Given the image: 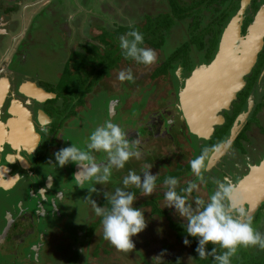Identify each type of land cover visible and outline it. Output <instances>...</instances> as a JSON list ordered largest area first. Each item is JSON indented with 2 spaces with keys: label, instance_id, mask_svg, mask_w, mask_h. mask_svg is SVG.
Instances as JSON below:
<instances>
[{
  "label": "rangeland",
  "instance_id": "1",
  "mask_svg": "<svg viewBox=\"0 0 264 264\" xmlns=\"http://www.w3.org/2000/svg\"><path fill=\"white\" fill-rule=\"evenodd\" d=\"M177 1L180 2L182 0H171V2H173L174 4ZM17 2L19 3L18 8L16 9L17 11H13L12 13H10L9 17L12 21L15 19L18 22L16 29L13 30L11 35H9V40L10 37L13 39V42L10 40L13 45L12 52H18V48L23 50L25 48L24 46H27L28 43L32 42V40L35 39L34 42L36 43V39L38 38H40L38 40L39 43L43 45L42 50H39L40 48H30L28 52V57L30 59L26 57V60H24L20 65L14 62L12 63L11 67L16 69L17 71H21V73H25L27 76L31 77L32 80L36 81L38 84L44 86L47 89H50L54 85L57 89V81L60 74L62 73V69L65 64L64 60L68 58L69 54L74 49L78 48V44L80 42H88L91 36L99 31L100 26L110 25L117 27L119 25L133 24L142 26L146 22V16H155L157 14L169 12L171 11L170 7L172 5L170 4L169 0H95L94 9H92V12L94 14L93 16H91V14L88 12L83 13L82 16H78L81 10L80 8L79 11L74 10V3L72 5V1L70 0H63L62 4H60L59 1H55L59 6V11L49 7L53 5L52 0H17ZM17 2L15 0V3ZM185 2H187V0H185ZM189 2L192 1L189 0ZM100 4L104 6V10L100 9L101 11H103V13L100 10H97ZM95 10H97V14H95ZM49 12L51 13L49 14ZM262 12L263 11H260V13ZM96 16H98L99 18H97ZM45 18L47 19V22H49L44 23V26L37 24L34 25L33 28L31 27L36 22H43V19ZM256 20L257 18L254 17L253 21ZM180 24L181 28L183 29V26L185 24L183 22H180ZM29 29L30 31H32V36L30 35V38H28L30 32ZM15 31L18 34H13ZM259 31H264V18L261 21V28ZM188 40H190V38H188ZM144 47L150 48L146 43L144 44ZM170 49L171 43H167L165 44L162 52L167 53V50ZM256 49H258V43L256 41H252L248 46V51L246 52L245 57L247 59L250 58L252 52ZM155 52L157 54V60L152 65H143L137 63L135 64L134 62L126 64L121 63L117 69L113 70L109 77H104L102 80H100L98 84L101 85L102 90L99 86L93 87L94 84H92L91 94H95L94 100H92V102H86L85 106L78 105L76 107L77 111L79 109V112L84 113V116L81 115L83 113H80L79 117L83 118L82 121L84 122L86 119L85 124L89 125L87 129H82L80 127V120L73 117V106L75 105V101H77V99L72 98V100H74L73 102L68 101L66 103H63L61 97L58 98L57 103L58 107L60 106V111L57 113L55 121H58L59 118H61L64 121V124H70L71 128L67 127V125H65L64 127V136H66L70 140H78L80 138L85 143H88L89 134L94 131L97 126L103 124L101 116L102 112L105 111V106L99 101H102L107 93H109L110 96L114 94L115 98L118 99L119 103H117L116 107L113 108L115 112L113 114L111 113V103H109V116L111 117V115H113V117H115L114 123L120 125L124 130L125 128L126 130H128L129 128H133L135 130L134 132H131L130 135H132L131 137L134 139L138 137L140 141L138 149L141 151L142 155L139 159L135 157L131 158L125 164V167L123 169H113L114 171H117L116 173L112 172L113 178H110V186L113 187H123V185L121 184L122 179L128 174L129 170H133L137 174H141L142 171L147 170V166L151 165L149 171L154 175L158 174V176H160L166 171L171 172V169H174L175 166L180 162L176 161L175 159H171V152H168L166 148V146L168 145L171 146V151L176 150L179 146L184 148L190 147V150L193 152V154L196 153L201 155V153L204 151L205 142H211V136L213 135L215 128L219 126L220 123H222V120L220 118V116L222 115V109L221 106H219V108H217L214 112L209 113L211 118L207 116V113L204 115L208 117L210 121L207 126L210 128V131L207 133V135L205 136L204 133H197L191 128L193 123L190 118V111L193 109V105L185 101L186 103L182 104V109L180 110V112L177 111V108L174 109L175 112L172 111V108L168 109V111H171V116H173L171 118L170 131L167 130V133L163 136L145 133L141 123H138V121L134 118V113L132 112L133 105H138L142 102L148 103L145 110H150V116L152 115V117H157L160 119L155 126L159 125V121H161L160 126L163 127L164 124H166L163 121L164 116L159 114L162 113L160 112V110L155 109L167 106L170 102L168 89L171 87V71L164 74V76L160 75L159 77H156L154 79L151 77V73L154 67L157 64L161 63V60L164 56V54L161 53L160 50H155ZM43 53H45L46 55ZM199 55L200 51H198L197 48H194L192 50V56L197 57ZM200 57L201 56H199L198 59L194 58L192 61V64L195 66V68H201L204 63L203 59H200ZM59 60H61L62 62L59 63ZM129 69L132 71L135 79H140L141 81H139V83L137 82L135 85H132V93H130V91L127 89L124 93L116 94L117 91H115V89L113 88L119 89V87L124 86L125 84V81L121 82L118 79L119 73L121 71H127ZM87 71L85 70V73L91 72ZM37 72H42L44 76H48L51 82L46 83L38 78L39 76H37ZM96 73L97 71L91 72L92 75ZM187 78L188 76H185V81ZM173 82L176 84L175 80ZM240 84H237V88L241 86ZM106 87H108V92L105 91ZM95 89L100 90H96L95 92ZM169 91L171 92V88ZM127 96L129 97L125 101L126 104L129 105L130 102L134 100L131 104V109L126 108V104L121 105L123 100ZM250 102L252 103L253 100L250 99ZM196 106L197 103H195V107ZM248 113L250 114L249 109ZM254 120L260 122V126L258 128V130L260 131V129L264 127V112L259 113V115H257ZM84 130L86 131L85 133H83ZM141 132L145 134L143 138H141V135H135ZM257 136L260 138V140L257 141L256 139L253 142L242 143L243 149L246 150V146L250 145L257 148L262 147L264 145V135L258 134ZM224 142V140L219 141L217 143V146L214 145L215 148L213 147V151H211L210 154H207L205 160V162L207 161L206 170L208 169V162L210 160L211 154L216 151L217 148H219ZM76 147L79 148L78 145ZM221 148H223V150L229 148V143L220 147V149ZM236 149L237 148H232L231 154L233 158L229 159V163H226L224 161L220 162V159L213 162L212 168L217 167L219 169L221 165L227 166V170L225 173L230 178L228 179L229 182H232V180H235L236 178V173H234L236 167L240 164L242 165L245 163L242 160H246L245 156L242 154V151L238 150L237 154L235 153ZM54 152L55 151H53V153ZM100 155L101 160L107 161L106 153L100 152ZM261 155L262 153H257L258 158L256 160H260L262 157ZM52 157L53 159H55L54 156ZM188 162L189 161H187L186 163ZM69 164L65 165L64 167H60L62 171L61 178L59 180L55 179L59 186H64L67 189L65 196L62 198V201H60V204H57V206L59 211L61 212L60 216L63 220L61 221L60 229L68 228V232L71 233L73 231V228L75 227L77 229L82 228L81 231L77 230L78 238H83L82 246H78V253H81L82 255L80 256L77 264H83V258L86 255L85 249L88 250V252L92 251L96 245L99 247L98 253L95 256L89 255L87 260L88 264H145L143 262L144 260L152 261V258L160 253L163 249L168 250L165 254L164 260L168 258V256L166 255L168 253H171V229L169 230V222L166 216H170L171 218V215L175 214L176 211L174 208L169 209L164 207L166 203L164 199V191L166 189H155V191L150 196L146 197L143 194H140L138 197H136L134 206L139 207L142 211H144L145 219L147 221V227L144 231L132 237L135 245L132 250H129L127 252L121 251L116 249L108 241L100 239L102 235L101 223H99V225L96 227V230L92 236L89 237L83 234L84 229L87 230L90 227L91 223L97 221V219L99 218L95 214L91 201L94 200L98 206L105 208V205H102L100 203V200L101 198L106 197L105 193H108L110 195L113 192L111 187L108 183H97L96 188L98 190V193H96L92 197V200H85V204H82L84 198L76 194L77 192L75 189H77V187L70 175ZM202 176L203 178L205 177V179L208 178L210 180L206 181L203 180V178L202 180H199L201 179L200 177H198V179L196 180H192V178H196L195 176H193L187 177L186 181L191 180V183L196 184L197 187H200L201 189H205L206 187L207 189L211 188L214 192L216 190V182L219 180V177L211 178L208 174H203ZM180 184L184 185L185 181L180 180ZM238 184L239 181L234 186L236 189L240 187L238 186ZM132 187L135 186H130L128 190H130ZM81 188L84 189L82 192L86 194V187H84L83 185L81 186ZM145 198H155L158 207L162 208V210H165L167 215L158 216L156 214H153L152 206L149 204L141 206ZM257 209L259 210V212L257 210V212L252 215H249L250 211H245L248 216H253L256 218L254 221V225L252 226L261 233H264V202ZM45 210L46 216H53V213L49 210L48 207H46ZM58 212L56 211L57 215ZM69 213H72L74 216H68ZM174 216H176V214ZM177 217L178 216H176V218ZM55 219L58 220V218ZM52 224L57 225L58 222H52ZM26 226L25 228H28V226ZM56 232L57 230H54L52 232V236ZM62 233L64 234V231H61L59 234ZM67 237L69 238V235H67ZM53 240L59 241V239H57L56 237H53ZM64 242L65 241H63L62 244ZM15 247V242L11 241L9 243V250H7L9 251V260L11 261L15 259L16 261H18L16 258H20L19 260L21 261V263L25 261L24 259H28L30 257L35 258L34 254H38V258L41 264H63V253L66 254V251H63L62 253L61 240L59 241V244L52 241L47 243L45 248H42V253H38V250L35 249L34 251H31L30 249L24 248L22 245L19 250L20 257H15L14 254L17 251ZM249 251L250 253L248 254L247 252ZM252 254V264L264 263V249H261L258 246L245 247L244 251H240L239 254L235 256V259L241 260L242 258H244V256H246V258H251L249 255ZM40 255H42V257Z\"/></svg>",
  "mask_w": 264,
  "mask_h": 264
},
{
  "label": "flooded vegetation",
  "instance_id": "2",
  "mask_svg": "<svg viewBox=\"0 0 264 264\" xmlns=\"http://www.w3.org/2000/svg\"><path fill=\"white\" fill-rule=\"evenodd\" d=\"M247 3V0L242 1L238 11L241 10L243 13V9ZM238 11L234 16L238 14ZM260 11H263L261 7L258 10L249 7L248 14L252 23L255 22L252 21L254 17H260L262 21L264 12L261 14ZM12 12L13 11L9 12V4L0 5V264H41L38 254H34L35 258H23L26 262L23 261L22 263L19 260L20 258H16L18 261L15 259L10 261L9 251L7 250H9V243L11 241H14L16 245L15 249L17 251L14 254L15 257H20L19 250L22 245L26 249H30L31 251L35 249L38 250V253H42V248L44 249L47 243L52 241L59 244L60 240L62 253L66 251V254L63 253V264H77L79 259L76 258L77 260L75 259L72 261V258L78 253V246H82L83 244V238H78L77 236V230L81 231L82 228L77 229L75 227L71 233L68 232V228L60 229L61 221L63 220L60 216L61 212L57 204H60L67 189L64 186H59L56 182V180L61 178L62 171L58 165L53 164L55 163V159H53L52 156L53 151H57L71 143L75 146L78 145V147H84L83 145L85 142L80 138L78 140H70L64 136V127L65 125L70 127V124H64L61 118L55 121L57 113L60 111V106L58 107L57 103L58 100L54 99L57 92L53 91L52 88H45L32 80L31 77L27 76L25 73H21V71H17L11 67L14 62L20 65L26 60V57L30 59L28 57L30 48H40L39 50H42L43 45L39 43L38 40L40 38H38L36 39V43L34 39L31 43H28L27 46H24L25 48L23 50L18 48V52H12L13 45L10 40L13 42V39L10 37L9 40V35L12 34L13 30H15L18 25L15 19L12 21L11 18H9ZM247 20L248 19H246V21ZM251 22L247 25L249 26ZM31 27L33 28V25ZM13 34L18 33L15 31ZM30 35L32 36V31L29 32L28 38H30ZM193 49L194 48L191 49V52ZM260 60H264V58L261 57ZM61 62L62 61L59 60V63ZM208 64H206V66ZM250 68L251 67H249V69ZM252 68L251 70L248 69L242 72L237 77L236 83L238 84L241 82V86L232 92V95L228 97L230 99L227 103L220 105L222 109V115L220 116L222 123L215 128L211 136V139H213L216 134L219 136L224 135L222 140L226 141L231 130H238L236 133V140L240 142V145L236 144L237 141L235 140L229 145V148L226 149L224 155L219 158L220 162L224 161L229 163V159L233 158L231 154L232 148H237L235 150L236 154L238 150H240L245 156L246 160H242L239 156L245 163L236 167L234 172L236 173V178L231 182L234 186L250 172L252 167L259 166L264 158V145L260 148L251 145L246 146V150L243 149L242 145V143L253 142L256 139L257 141L260 140L257 136L258 134L264 135V127L259 131L260 122L254 120L259 113L264 112V65H262L258 73L255 67ZM188 75L187 73H183L181 77L184 78ZM37 76L46 83L51 82V80H49L50 78L46 75L44 76L42 72H37ZM179 82L180 80L178 79L175 84L178 87L180 85L178 84ZM184 82L185 81L182 80L180 83L184 85ZM170 88L168 89L170 102L167 106H164V108L171 107ZM107 89L108 87L105 88V91L108 92L109 90ZM122 89L123 88H121L119 92L122 91ZM38 91L44 92L47 96L38 99L35 94L38 93ZM250 99L253 100V102L252 105L250 104L249 106V103H251ZM109 103H111V113L113 114L115 113L113 108L117 102L114 99L113 101H109ZM147 104L148 103H145L142 109L143 121L139 120L138 123H141L143 130L147 134L165 135L167 130H171V118L165 119L164 123L166 124L161 127V121H159V125L155 126L160 119L152 117L151 115L150 123H152L153 127H150L145 124L144 120L145 114L150 112L145 110ZM77 106V104L74 105L73 109L75 112L77 111ZM236 107L240 108V110L234 116L233 121L229 123L230 119L228 120V115H234ZM248 109L250 114L247 112ZM78 112L79 109L77 113L73 114V117L80 120V127L82 129H87L89 125L83 124L81 117H79L80 113L83 112ZM246 112L248 115L246 114L245 118L243 116L239 119V116ZM159 114L161 115V113ZM81 115L84 116V113ZM112 116L113 115H111V117ZM225 126L227 128H225ZM125 131L127 137H131V132L135 130L133 128L126 130L125 128ZM85 132L84 130L83 133ZM135 135H141V138L145 136L142 132ZM137 139L138 137L135 138V140ZM131 141H134V139ZM166 148L168 152H171L170 145L166 146ZM259 152L262 153V160H256L258 158L257 153ZM50 161L52 163H50ZM87 165L88 164L85 162H83L82 165H77L76 163L69 164L70 175L77 187V189H75L77 192L76 194L84 198L82 204H85V200H92V197L95 195L94 192L98 193L96 185L94 187L95 191H91V194L89 193L93 188L89 185L90 178H86V171L81 173L79 179L76 177L79 171L85 170L88 167ZM212 167L213 165L208 166L207 169V173L211 178L219 177V181H223L225 178L230 179L225 173L227 166L221 165L219 169L217 167ZM244 172H246L245 175L243 174ZM242 175L244 176L240 179ZM83 185L86 187V194L82 192L84 189L81 188V186ZM46 207L53 213V216H46ZM56 211H59L58 215ZM68 216L74 215L69 213ZM54 217L58 218V220ZM52 222H58V224L53 225ZM26 225L28 228H25ZM54 230H57V232L52 236ZM87 230L84 229L83 234L88 236ZM61 231H64V234H59ZM67 235H69V238ZM53 237H56L59 241H54ZM63 241H65L63 243L64 245L62 244ZM40 256L42 257V255Z\"/></svg>",
  "mask_w": 264,
  "mask_h": 264
},
{
  "label": "trees",
  "instance_id": "3",
  "mask_svg": "<svg viewBox=\"0 0 264 264\" xmlns=\"http://www.w3.org/2000/svg\"><path fill=\"white\" fill-rule=\"evenodd\" d=\"M55 1H59L60 4H62L63 0H52L53 5L49 6L50 8H54L59 11V6ZM72 1V5L74 3V10H78L79 8L81 12L78 14V16H82L83 13L88 12L93 16L92 9H94V3L95 0H70ZM170 1L171 5V11L165 12L162 14H157L155 16H146V22L144 25L139 26L137 24H133L131 26H134L136 29H138L140 32L144 35V44L146 43L149 45L150 48L154 50H160L161 53H163V49L165 44L171 43V49L167 50V53H163L164 56L161 60V63L157 64L152 73L151 77L154 79L156 77L164 76V74L171 71L173 74L172 77L175 81L179 79L180 75H183V73L189 74L190 76L195 69V66L192 64V48H197L198 51H200V59L202 58L204 63L203 66L210 63L213 58H215L218 50H219V43L222 36V33L227 26V24L230 22V20L233 18V16L236 14V12L240 9L241 2L244 0H190L192 2H185V0H182L180 2H176L175 4ZM17 2V0H16ZM247 4L245 8L243 9V13L241 11V14L239 15L241 19V26L240 30L241 33L244 34L247 31L248 23L251 22V18L248 14L249 7L251 9L258 10L261 7V10L264 12V0H247ZM9 4V12L10 11H17L18 8V2L15 3V0H0V5ZM101 4L98 7L97 10H104V6L101 8ZM58 8V9H57ZM97 10H95V14H97ZM101 11V10H100ZM103 13V11H101ZM51 12H49L50 14ZM99 13V12H98ZM262 14V13H261ZM48 17V16H46ZM95 17V16H94ZM99 18L98 16H96ZM49 19V18H48ZM246 19H248L246 21ZM253 21V20H252ZM47 22V19H43V22H36L34 25L40 24L41 26H44ZM49 22V21H48ZM47 22V23H48ZM180 22H183L185 25L183 26V29L181 28ZM252 23V22H251ZM130 30V25H119L117 27L105 25L100 26L99 31L91 36L88 42H80L78 44V48L74 49L68 56V58L65 60L64 67L62 69V73L60 74V77L57 81V89L55 85L52 88L53 91H56V97L54 99H57L61 97L62 102L66 103L68 101H74L72 98H76L77 101H75L77 105L85 106L86 102H92L94 100L95 94H91L92 84L93 87L99 86L100 89L101 85L98 83L100 80H102L104 77H109L113 70L117 69L118 66L121 63H131L135 61L131 59H126L124 56L121 55V50L118 47L119 43V36L122 34H126ZM189 32V33H188ZM190 38V40H188ZM144 46V45H143ZM246 53H244L245 55ZM243 55V56H244ZM199 56L196 58L198 59ZM264 58V37L262 38L261 47L259 50V53L257 54V57L255 58V62L251 66V68L255 67L257 70V73L261 69L262 65H264V60H260ZM251 68L249 70H251ZM252 68V69H253ZM85 70L87 71H97L96 74L92 75L91 72L85 73ZM100 73V74H99ZM164 78V77H162ZM180 80V79H179ZM141 81L140 79H134L133 82L125 81L124 86L122 87V91L119 92L121 87L119 89H115L117 91L116 94L124 93L127 89L131 92L132 85H135L137 82L139 83ZM97 83V84H96ZM183 84V83H178ZM186 84V81L184 82ZM156 87V86H155ZM50 88V89H51ZM100 89H95L100 90ZM112 89V90H113ZM179 90L180 86H176L174 82L171 84V107L172 111L175 112L174 109L177 108V111L180 112L181 110V101L179 100ZM181 91V90H180ZM94 92V91H93ZM94 92V93H95ZM181 93V92H180ZM97 95V94H96ZM129 96H127L121 105L126 104L125 101ZM173 98V100H172ZM245 98V95H244ZM91 99V100H90ZM116 100L117 103H119L118 99L115 98V95L113 94L110 96L109 93L106 94V96L102 99V101H99L104 104L105 111L102 113V123L105 122V120H110L112 122H115V117H110L108 114V107H109V101ZM53 100V99H51ZM89 100V101H88ZM97 100V98H96ZM134 100L130 102V104H126V108L132 107V103ZM142 102V101H140ZM62 103V104H63ZM98 103V102H97ZM117 103L114 107H116ZM252 105V103H250ZM145 103L142 102L141 104H134L132 107V112L134 113V118L137 121H143V115H142V109L144 108ZM128 106V107H127ZM74 108V106H73ZM159 107L155 110H160L161 115L164 116L163 121L167 118H172L171 111H168L169 107ZM240 108L236 107V111L234 112V115H228L229 123H231L234 119V116L238 113ZM150 111V110H147ZM75 110L73 109V114H75ZM146 117V119H145ZM208 117L210 115L208 114ZM211 118V117H210ZM83 119V118H81ZM126 120V119H125ZM145 124L149 125L150 127H153L152 123H150V112H147L144 116ZM83 124H85L84 121H82ZM87 125V124H85ZM225 128H227L225 126ZM224 136V135H223ZM223 136H219L216 134L213 139H211V142H205L204 151L201 153L207 154L217 146L218 142L222 140ZM130 141L133 140L132 137H127ZM135 140V139H134ZM236 140L233 138V140L229 143V145ZM237 141V140H236ZM240 142L237 141L236 144H239ZM86 143L83 145L84 147H79L82 151L87 152ZM214 147V148H213ZM90 160L84 161L86 164H89L90 162L98 163H106V161L101 160L100 152H91L89 153ZM197 156H200L199 154H193V152L190 150V147L184 148L179 146L176 150L171 151V159H175L176 161L180 162L175 166L174 169H171L170 171H166L160 176L157 177V187L156 189H165L163 181L168 176H173L178 178L179 185L177 187V191L181 195H188L189 202H194L196 199H204L207 201V199L212 195L214 192L211 188L207 189V187L204 189H201L200 187H197L193 190L191 194H186L181 191V189L186 188L190 184H192L191 180L186 181L187 177H193L194 174L191 172L190 168V161ZM184 159V160H183ZM189 161L188 163H186ZM207 162V161H206ZM205 162V164H206ZM117 171L113 170V173H116ZM208 170H205L203 172L204 175H207ZM171 174V175H170ZM202 174V175H203ZM244 175L246 172L243 173ZM242 175L240 179L244 176ZM196 177V176H195ZM207 177V176H206ZM110 178H113L112 176ZM185 178V179H183ZM196 178H192V180H196ZM111 180V179H110ZM110 180L108 182L110 186ZM180 180L185 181V184H180ZM202 180V179H199ZM203 180H210L208 178ZM239 180V179H237ZM236 180V181H237ZM89 185H91V188H94L95 183V177L90 178ZM112 191L114 192L115 187L110 186ZM197 190V191H196ZM88 191V189H87ZM130 191H133L136 193V197H138L141 193V190L137 187H132ZM91 194V190L89 192ZM94 194H96L94 192ZM100 203L105 205V209H109L110 203L106 199V197L101 198ZM151 205L152 206V213L156 214L158 216L167 215L165 210H162V208L158 207L157 202L155 198H145V200L142 202L141 206L143 205ZM240 207V205H239ZM248 205L245 204L244 208H247ZM258 209L253 213L255 214ZM259 212V210H258ZM178 216L176 218V216ZM175 214L170 216H166L168 220V227L169 230L171 229V253L167 254L168 258L163 261V264H216L213 257L208 256L205 259H199L198 254L195 252L197 241L195 238L189 237V239L192 241L190 246H185L183 243L184 237L187 235L184 231L183 223L179 214L175 212ZM252 218V225H254L255 217ZM101 223V218L96 223H93L90 225V227L87 230L88 236H92L93 233L96 230V227ZM101 240L103 239V234L100 237ZM88 246V244H87ZM213 246L211 244L208 245V250H210ZM98 246L96 245L92 251H89L85 249V256L83 264H88V257L89 255L95 256L98 253ZM243 246L239 247L237 249L236 254L231 258V264H252L253 262V254L249 255L251 258H242L241 260L235 259V256L239 254L240 251H244ZM246 250V249H245ZM224 250L220 249L217 246V253L220 254ZM251 251V250H250ZM247 252L248 254L250 253ZM81 253H76V255L72 258V261L76 258L79 259ZM76 259V260H77ZM264 261V260H263ZM145 264H152V261L144 260ZM264 264V263H260Z\"/></svg>",
  "mask_w": 264,
  "mask_h": 264
},
{
  "label": "clouds",
  "instance_id": "4",
  "mask_svg": "<svg viewBox=\"0 0 264 264\" xmlns=\"http://www.w3.org/2000/svg\"><path fill=\"white\" fill-rule=\"evenodd\" d=\"M241 19L242 17L238 20L239 28ZM253 25L254 23H251L244 34L240 30V41L247 36ZM259 35V39L254 40L253 38L252 41L258 43L260 50L264 31H259ZM143 45L144 35L134 26L130 25V30L126 34L119 36L118 47L122 56L135 61L137 64L152 65L157 60V54L154 49ZM240 47L237 45L235 48L236 54L240 52ZM259 50L255 53L253 63ZM172 75L171 73L173 82ZM118 79L121 82H133L135 77L129 69L121 71ZM179 79L180 82L182 80L185 81V77L183 78L181 75ZM188 79L189 76L186 82ZM182 85H179L181 90H179V94L185 87V84ZM139 144L140 141L138 139L130 141L127 138L126 131L120 125L110 120H105L103 124L97 126L89 134L86 145L87 152L82 151L71 143L53 153L55 157V163L53 164L59 167H64L69 163L82 165L84 161L90 160L89 153L104 152L107 154L106 163L96 164L95 162H90L85 170L76 174V177L79 179L81 173L86 171V178L95 177V183L106 184L112 176L113 169H123L131 158L139 159L141 157L142 153L138 149ZM205 160L206 153L197 156L189 162L194 176L203 178L202 174L206 170ZM50 163L52 162L50 161ZM150 168L151 165L147 166V170L141 173L143 175L129 170L128 174L122 179L121 184L123 187H115L114 192L110 195L105 193L106 199L111 206L109 209L98 206L94 200L91 201L95 214L101 218L103 239L118 250L125 252L132 250L135 247L132 237L144 231L147 227L144 211L134 206L136 193L128 189L130 186H135L141 190L144 196H150L157 187L158 177V174L154 175L149 171ZM163 184L166 189L164 191V199L166 201L164 207L174 208L179 216L183 218L182 223L187 234L183 239V243L185 246H190L192 241L189 237L195 238L197 241L195 252L198 254L199 259L211 256L216 264H231V258L241 246H258L264 249V233L252 226V216H248L246 213V211H249V205L246 202L242 204V207H239L241 204H236L233 195L235 187L227 178L216 182V190L207 201L196 199L194 202H189L188 195L178 193L179 180L176 177H166ZM196 187V184H190L186 188L181 189V191L191 194ZM91 191H95V188L91 189ZM245 204L248 205L247 208H244ZM209 244L213 246L210 250H208ZM217 246L224 251L218 254ZM167 251V249H163L155 255L152 258V264H163Z\"/></svg>",
  "mask_w": 264,
  "mask_h": 264
},
{
  "label": "water",
  "instance_id": "5",
  "mask_svg": "<svg viewBox=\"0 0 264 264\" xmlns=\"http://www.w3.org/2000/svg\"><path fill=\"white\" fill-rule=\"evenodd\" d=\"M240 14L241 10L238 11V14L225 27L215 58L207 66L193 70L192 75L185 84L186 87H184L179 96L181 105L186 102L193 105V109L190 111V118L193 123L191 128L197 133H204L205 136L210 131V128L207 127L210 121L204 115L207 113L208 116L209 113L214 112L220 105L228 102L230 99L228 97L232 95L233 91L237 90V77L249 69L253 63L255 53L259 50V47L254 50L251 58L247 59L243 56L248 51V46L253 38L254 40L259 39L261 18L256 17L257 20L254 22L252 28H250L249 33L240 41L241 35L238 21L240 20ZM237 45L241 46L238 54L235 51ZM35 94L38 99L47 96L42 91H38ZM195 103H197L196 107ZM247 112L242 113L239 119L243 116L245 118ZM237 132L238 130L236 129L231 130L227 140L220 147L230 143L235 138ZM220 147L211 154L208 166H212L215 160L224 155L226 149L223 150ZM238 186L240 187L238 189L235 188L233 194L234 200L236 204H241V207L246 202L249 205V215H252L264 200V158L259 166L251 168L250 172L241 179Z\"/></svg>",
  "mask_w": 264,
  "mask_h": 264
}]
</instances>
